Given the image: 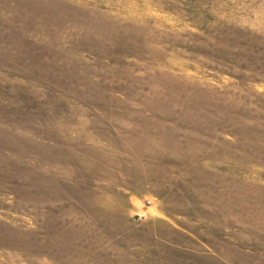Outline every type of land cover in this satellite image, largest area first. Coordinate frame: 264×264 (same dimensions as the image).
<instances>
[{"label":"rangeland","instance_id":"1","mask_svg":"<svg viewBox=\"0 0 264 264\" xmlns=\"http://www.w3.org/2000/svg\"><path fill=\"white\" fill-rule=\"evenodd\" d=\"M0 264H264V0H0Z\"/></svg>","mask_w":264,"mask_h":264}]
</instances>
